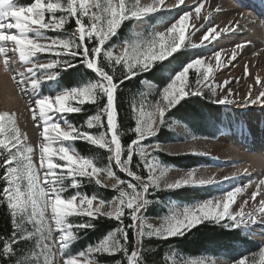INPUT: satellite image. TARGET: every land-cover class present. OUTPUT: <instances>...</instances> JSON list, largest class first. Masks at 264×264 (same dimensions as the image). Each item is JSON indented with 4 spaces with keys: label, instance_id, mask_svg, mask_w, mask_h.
<instances>
[{
    "label": "snow or ice",
    "instance_id": "1",
    "mask_svg": "<svg viewBox=\"0 0 264 264\" xmlns=\"http://www.w3.org/2000/svg\"><path fill=\"white\" fill-rule=\"evenodd\" d=\"M204 8L205 0L193 5L186 0H0V56L9 71L10 61L16 62L9 51L23 65L12 79L29 94L28 111L39 133V143L30 144L17 114L0 111V208L9 228L0 233V264H149V256L158 251L146 246L152 241L182 238L209 224L249 232L264 226V178L247 198L245 190L252 182L221 189L217 197L174 203L161 194L218 186L236 175L217 180L198 176L193 168L169 180L160 144L147 142L165 126L172 127L168 116L190 97L215 105L264 108V78L256 76L246 95L237 99L232 81L213 83L212 64L193 54L167 69L170 75L155 95L124 92L126 83L165 70L186 50L206 48L222 34L238 31L237 21L224 27L213 24L219 6L202 15ZM193 11L195 20L204 22L191 24L202 32L198 43L195 32L189 31ZM173 12L176 15L160 25L163 30L149 29L152 20ZM128 24L135 28L113 44ZM244 46L237 43L235 49ZM235 49L229 62L237 59ZM212 56L222 67L221 51ZM78 69L83 72L75 85L61 88L63 74ZM244 76H249L247 65ZM70 115H82V123L72 122ZM76 141L106 153V163L82 154ZM93 184L113 195L82 191ZM157 205L164 214L154 223L148 212ZM102 219L112 225L106 233L73 251L81 234L95 230ZM161 259L163 264H209L171 247ZM231 264H264V245Z\"/></svg>",
    "mask_w": 264,
    "mask_h": 264
},
{
    "label": "trees",
    "instance_id": "2",
    "mask_svg": "<svg viewBox=\"0 0 264 264\" xmlns=\"http://www.w3.org/2000/svg\"><path fill=\"white\" fill-rule=\"evenodd\" d=\"M20 2L27 3L28 0H20ZM131 30L132 24L125 25L121 30L120 35L116 37L112 43H119V41L128 35ZM50 35H52V33H50ZM190 55H193V53L186 50L184 56L179 57L177 60L172 61L171 64L166 65L165 70L153 71L149 74L141 75L130 83H126L124 86V92L127 94L129 91H131V93H136L145 90L143 84H141L142 79L151 81L157 87H163L166 82V77L170 75L167 69L176 67L179 60L185 59V57ZM82 72L83 69H78L77 71L70 70L68 73L63 74L62 80L60 81V87L75 85L80 79L78 73ZM153 95H155V93ZM122 103H124L123 99ZM224 114L225 111L220 105L211 104L209 101L201 97H190L187 102H182V104L178 105L171 111L168 120L169 122L175 121L186 126L194 136L215 138L218 135L220 128L225 127V120L223 119ZM83 118L82 115L69 116V119L77 124L82 123ZM125 140H127L126 137ZM173 140H175L173 133L165 126L156 137L147 142L162 144ZM75 146L82 154L92 156L99 155L102 160L105 161L106 153H103L101 150L80 141H76ZM160 158L162 162L179 168H192L200 164L209 163L204 157L190 153L174 155L162 153ZM117 174L122 178H126L123 173L118 172ZM82 191L89 194L98 192L101 196L106 198H111V195H113L110 191L99 189L94 184L86 185ZM209 195L210 194L207 193L206 190H203V188H184L172 194H161V198L165 200L175 199L181 202H186L193 199H202ZM161 214H163V210L158 205L150 208L148 212L149 217H158ZM96 224L97 228L95 230L87 231L79 241L75 242L73 251H78L90 243L95 242L98 237L105 234L112 226L103 219L97 221ZM6 225L7 217L4 209L0 208V233H6L9 231V228ZM239 244L244 245L246 248H253L255 242L243 237L241 231H229L220 226L209 224L193 229L185 237L173 238L169 241H152L150 245L146 244V246L158 250L154 255L149 256V264H152L153 261H155L156 264H163L161 257L170 247L177 249L186 257L191 258L198 257L205 253L211 255L223 253L234 259L242 254L241 249L238 248Z\"/></svg>",
    "mask_w": 264,
    "mask_h": 264
},
{
    "label": "bare ground",
    "instance_id": "3",
    "mask_svg": "<svg viewBox=\"0 0 264 264\" xmlns=\"http://www.w3.org/2000/svg\"><path fill=\"white\" fill-rule=\"evenodd\" d=\"M233 2L235 1L233 0ZM171 3H174V0ZM186 3L193 5L195 0H186ZM217 6H219L221 11L218 13L214 12L212 18L213 24L218 27H224L230 21H237L240 27L234 34H222L218 42L208 45L206 47L208 49L207 54L202 57L213 66V83L219 84L223 83L225 79L231 80L230 87L234 92L238 93L237 99H239L240 96L246 95L249 85L253 84L256 76L264 78V53L259 52L257 55H249L250 57H247L245 56V46L242 49H235L237 43L244 45L252 43L257 48L264 46V30L262 29L264 27V20L262 18L264 17V7L261 9L260 4L258 5L255 0H239L238 4L232 3L231 0H205V8L202 9V15L208 10L217 8ZM192 23H195L197 26L204 23L202 20H195L194 11L189 21V31L195 32V29L191 28ZM201 35L202 32H195L193 36L194 42L198 43ZM229 47L232 49H227ZM233 49L237 52V59L229 62L228 58L231 56ZM216 50L221 51V60L224 62L222 67H217L215 58L212 56V53ZM10 53L9 51L8 54L10 55ZM245 65L248 66V77L244 76ZM234 111L242 119L247 120L249 129L244 130L240 135L241 138L248 139V141L237 143V148L235 149L228 146V144H236L237 141L232 140L229 142V138L224 137L222 141L212 146L213 148L208 152L217 156V161H214L213 165H218V167L212 177H215L217 180H223L225 176L231 177L235 174L236 178H238L232 180L236 184L244 183L245 179L248 180L253 176H257L256 178H258V173L262 172V170L264 171L262 163L264 159V108L255 111L249 107L236 106ZM257 112H259V115ZM256 121L259 124H256ZM258 138H260L259 144L256 142ZM245 170L247 171L245 172ZM221 184L219 185L221 186ZM228 186H224V188ZM247 194L248 192H245V198H247ZM260 198L259 196L257 197V202ZM237 200L241 203L243 202L239 195L237 196ZM250 208L251 202L247 206L246 211ZM251 232L264 234V226H253Z\"/></svg>",
    "mask_w": 264,
    "mask_h": 264
},
{
    "label": "rangeland",
    "instance_id": "4",
    "mask_svg": "<svg viewBox=\"0 0 264 264\" xmlns=\"http://www.w3.org/2000/svg\"><path fill=\"white\" fill-rule=\"evenodd\" d=\"M169 1L170 0H168V2ZM171 1L169 3H171ZM234 1L235 2H233V0H231L232 3H234V4L237 3L236 0H234ZM144 2H148V0H144ZM175 15H176V13L173 12V13L168 14L166 19H162L160 17H157L156 19L152 20L154 22V24L150 23L151 25H150L149 29L156 28L157 30H163L160 27V25L163 23H167V21L171 20L172 17ZM262 18L264 20V17H262ZM133 28L134 27H132V29ZM262 29L264 30V27ZM130 32H129V34H130ZM227 49H232V48L229 47ZM246 50H248V51H246ZM188 51H190L193 54L195 53V54H199L200 56H203V55L207 54L208 49L207 48H199V49H195V50L188 49ZM259 52L264 53V46L257 48L252 43H246L245 44V56L250 57L252 55H257ZM9 57H11L12 60L16 61L15 63H12L10 61V64L8 66L11 69L10 71L5 68V65L3 63L4 58L2 56H0V111L15 112L17 114L16 118H17L18 126L21 129V132L28 136V142L30 144L36 145L37 143H39V133H38L36 125L33 123L32 119H31V115L28 111L29 94L22 93L20 88L17 87L15 81L12 79V76L14 73L19 72V71H23V65L19 63L18 57L13 56L12 53H10ZM167 77H166V80H167ZM147 82L148 83H145L146 86L143 84L144 89L146 91L154 94L156 91V90H154L156 85H154V83H152L151 81L147 80ZM48 87H51V85H49ZM156 89H157V86H156ZM57 90H59V89H57ZM44 91L46 93L47 89H45ZM220 106L225 111V114L223 116V119L225 120V127L220 128V131L215 138H206V137L195 136L196 139L193 140L191 137L194 135L190 132V130L186 126H184L178 122H175V121H172L174 123L170 122V123H172L171 128L166 126L173 133L175 140L160 144V147L162 149V151L159 153L160 156L162 153L174 155V154H185V153L196 152V153H202L199 156L204 157V159L205 160L207 159V161L209 162L207 164H205V163L200 164V165H197V166L192 167V168H179V167H176L174 165L166 164L163 162L170 169L169 175H168L169 180L177 179L181 175H183L186 171L191 170L193 168H196L198 176H202V177L212 176L218 167V165H213L214 161H217V156L208 152L209 150L211 151V149L213 148L212 146H214L215 144L222 141V138H224V137H226L227 139L229 138V142H231L232 140L237 141L236 144H233V143L228 144V146H230L231 148H235V149L237 148V143H239V142L245 143V141L246 142L248 141V139L245 140V138L244 139L241 138V135H240L241 132L249 129L248 125H247V120L242 119L234 111V108L236 106H223V105H220ZM249 108H251L252 110H255V111H257V110L259 111V109H262L259 105L249 106ZM257 114L259 115V112H257ZM256 124H259V123L256 121ZM240 139H242V140L240 141ZM256 142L259 144L258 139L256 140ZM153 144H155V143H153ZM74 146H75V142H74ZM249 153L251 154V152H249ZM263 154H264V152H263ZM95 158L99 162H101V164L106 163V157H105V161H103L101 156H99V155H96ZM262 163L264 166V159L262 160ZM256 177L253 176L248 180L245 179V181L242 179V181H244V183L234 184L233 180L230 179V181H226V182L222 183L221 186L218 185V186H213V187H205V188H203V190H206V192L209 193L210 195L207 197H204L202 199H195V200L193 199L191 201H186V202H183V201L181 202V201H178L175 199L174 200L173 199H167V200H171L172 202L178 203V204H180V203H193L196 201H202L204 199L220 196L222 194L220 191L221 189L228 190L233 185L243 187L244 184H249V182H252L249 184V188L247 190H245V192L250 193V191L255 189V183L258 182L260 179L264 178V171L262 170V172L258 173V178H256ZM257 179H259V180H257ZM108 182L111 183V181H108ZM224 186H228V187L224 188ZM163 214H161V215H163ZM156 218L157 217H149V219L154 223L157 222ZM241 232H242L243 237L250 239L253 242H255V245L253 246V248H246L244 245L239 244L238 248L241 249V252H242L241 255L249 254L253 251H258V247L261 245H264V234L263 233L249 232L247 230H241ZM85 233L86 232L82 233L81 237ZM195 258L204 259L206 262H209V264H231V261L233 260L232 258L228 257L227 254H223V253H219L216 255H211V254L205 253V254H201L200 256L195 257Z\"/></svg>",
    "mask_w": 264,
    "mask_h": 264
}]
</instances>
